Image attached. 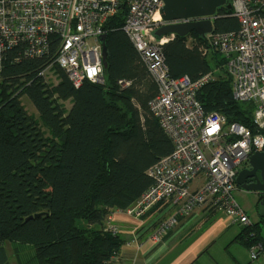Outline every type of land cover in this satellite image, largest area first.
<instances>
[{"label":"trees","instance_id":"obj_1","mask_svg":"<svg viewBox=\"0 0 264 264\" xmlns=\"http://www.w3.org/2000/svg\"><path fill=\"white\" fill-rule=\"evenodd\" d=\"M126 14V6L120 7L105 25L103 86L83 81L74 88L59 69L60 83L50 88L38 76L41 60L6 61L0 81V264H9L4 242L31 246L38 264H106L124 243L104 230L106 218L150 186L146 170L173 150L148 106L156 84L121 30ZM231 14L225 6L216 9L214 32L238 30ZM190 38L203 40L195 33ZM186 40L176 36L162 47L172 79L196 80L213 71ZM213 61L219 72L197 100L205 112H219L227 123L255 133L253 105L233 100L224 59ZM119 80L131 84L121 88ZM24 94L38 121L21 106ZM258 204L264 207V201ZM258 216V222L242 226L239 238L247 249L264 245V211Z\"/></svg>","mask_w":264,"mask_h":264},{"label":"built area","instance_id":"obj_2","mask_svg":"<svg viewBox=\"0 0 264 264\" xmlns=\"http://www.w3.org/2000/svg\"><path fill=\"white\" fill-rule=\"evenodd\" d=\"M228 1L238 30L216 33L212 27L201 36L200 43L186 36L185 46H196L213 65V57L224 59L233 100L253 105L255 133L242 124L227 123L219 112H205L197 100L199 90L216 78L217 66L196 80L168 76L162 47L176 35L157 37L156 30L168 24L214 22L217 16L166 22L160 16L162 0H0V81L6 61L37 59L43 62L38 76L50 88L60 83L59 69L74 88L83 81L103 86L105 69L99 37L106 34L107 20L126 6L121 30L156 84L157 94L148 106L173 150L146 170L150 186L128 208L118 211L142 222L154 207L171 201L179 204L181 217L196 210L217 212L230 223L251 226L233 191L237 173L248 168L249 156L264 149V0ZM117 84L127 88L131 83L119 80ZM175 220L169 218L157 226L151 241L159 242ZM104 230L114 236L121 232L110 216ZM138 237L133 234L123 245L139 248ZM247 251L252 262H264V245L252 244ZM106 264L125 263L119 252Z\"/></svg>","mask_w":264,"mask_h":264},{"label":"crops","instance_id":"obj_3","mask_svg":"<svg viewBox=\"0 0 264 264\" xmlns=\"http://www.w3.org/2000/svg\"><path fill=\"white\" fill-rule=\"evenodd\" d=\"M256 195L258 202L263 201L262 194ZM178 211L179 204L167 201L150 210L142 218V222L118 210L114 211L110 215L112 223L120 229L119 236L125 243L132 239L133 234H139V248L121 246L119 251L121 262L125 264H264L262 260L252 262L249 256L245 255L244 250H241L238 242L241 240L239 235L243 232L242 225L237 228L238 223H230L217 212L204 213L196 210L187 217H181ZM263 211V208L260 209L257 215ZM174 217L175 224L167 229L159 242L153 243L151 236L156 227ZM138 227L139 229L136 230ZM2 247L9 264H38L34 249L29 245L4 242ZM245 249L247 250L246 247Z\"/></svg>","mask_w":264,"mask_h":264},{"label":"water","instance_id":"obj_4","mask_svg":"<svg viewBox=\"0 0 264 264\" xmlns=\"http://www.w3.org/2000/svg\"><path fill=\"white\" fill-rule=\"evenodd\" d=\"M162 2L160 16L166 22L188 17H209L215 14L217 8L224 6L227 9H231V5L227 0H162ZM213 23L207 19L186 24H168L156 30L155 35L162 37L175 34L179 37H186L191 33H195L199 36H204V34L212 31ZM105 36L99 37L102 45L104 69L107 67L104 47ZM247 164L248 168H244L237 173L235 179L237 187L248 193L264 194V151L255 152L249 156ZM256 173H258V177ZM248 179L252 181L248 183ZM37 216L35 215V217Z\"/></svg>","mask_w":264,"mask_h":264},{"label":"rangeland","instance_id":"obj_5","mask_svg":"<svg viewBox=\"0 0 264 264\" xmlns=\"http://www.w3.org/2000/svg\"><path fill=\"white\" fill-rule=\"evenodd\" d=\"M190 35H188V36H190ZM209 65H210L211 69H214V65L211 62H209ZM19 102H20L21 106L24 108V110L29 115H32L38 121V118H39L38 113L36 112L34 106L32 105L31 101L29 100V98H27L25 96V94L21 95L19 97ZM63 105L65 106L66 109H68L70 107V104L68 101L63 102ZM38 123L40 124L42 129L44 131H46V128L42 125V123H40V122H38ZM233 196H234L235 200L237 201V203L239 204V206H241L246 211L250 222L253 223L256 221V219L258 220L257 212L262 208L264 209V207L261 204H258V201H257L258 196L255 193H248V192L242 191L240 188L237 187L233 191ZM236 227L239 228L240 224L238 223V225H236ZM243 227H245V226H243ZM259 232L264 239V227H261ZM238 243L241 246V250L243 249L245 252V255L248 256L247 250L245 249L244 245L240 241Z\"/></svg>","mask_w":264,"mask_h":264},{"label":"flooded vegetation","instance_id":"obj_6","mask_svg":"<svg viewBox=\"0 0 264 264\" xmlns=\"http://www.w3.org/2000/svg\"><path fill=\"white\" fill-rule=\"evenodd\" d=\"M256 175H257V177H258V173H256ZM251 181H252V180H250V179L247 180L248 183L251 182Z\"/></svg>","mask_w":264,"mask_h":264}]
</instances>
